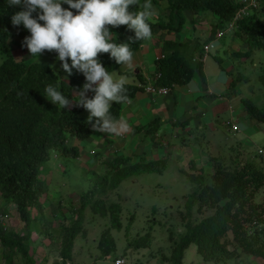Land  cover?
Segmentation results:
<instances>
[{"label": "trees", "instance_id": "1", "mask_svg": "<svg viewBox=\"0 0 264 264\" xmlns=\"http://www.w3.org/2000/svg\"><path fill=\"white\" fill-rule=\"evenodd\" d=\"M168 17H159V23H151V30L158 25L162 29L179 30L185 22V10L193 14L212 11L216 18L212 25L210 38L219 31H229L241 41L247 43L246 52H238V56H250L256 47L264 48V13H254L241 18L234 30H227L236 10L242 5L236 0H167ZM264 2V0H261ZM67 7V5H62ZM21 10L19 6H10L0 0V56L11 55L10 51L16 44L22 50L20 38L29 35L23 26H13L11 16ZM135 10V9H134ZM75 12V10H73ZM110 27L113 42L129 41L134 33L125 25ZM15 38H18L15 40ZM12 39V40H11ZM18 40V42H17ZM144 41L131 43L134 52ZM185 44L168 40L165 43L166 56L158 62L162 78L159 83L172 86L189 82L198 69L203 74V62H193L186 55ZM55 55V52L48 54ZM37 59V58H36ZM99 59L112 71L120 65L107 53L99 54ZM264 82V77L261 76ZM144 81L143 76H139ZM59 74L45 62L31 64L15 62L9 58L0 65V197L5 205L14 204L17 216L23 223L22 231L3 230L0 227V242L12 253L19 252L26 264H36L29 249L35 222V210H41L42 181L40 174L47 165L52 153L66 158H79L80 147L70 145V136L85 140L95 131L86 123L81 115L82 107L74 104L64 110L57 109L42 94L46 85L52 84L71 96V90H79L84 83V76L73 69L70 81L61 83ZM127 100L137 91L136 85H125ZM70 90V91H69ZM69 91V92H68ZM244 106L253 122L264 123V102L259 106L250 97L242 98ZM123 103L113 102L110 114H119ZM54 151V152H53ZM257 155L226 164L221 156L215 155L212 162L215 171L207 181L205 175L196 176V188L191 193L184 217H187L186 230L178 241L173 242L171 254L164 255L172 264H182L184 252L191 245L197 246L198 252L205 260L221 262L234 252L228 251L225 240L230 231L233 240L245 252L255 254L264 259V203L255 200V195L264 190V164L256 162ZM240 158V156H239ZM132 156L117 157L106 163L108 173L101 175L91 190L81 194L79 206H70L74 218L69 224L61 223L59 238L61 240V264H67L73 254L74 240L82 230L85 209L92 202L98 190L116 189L119 183L134 172L152 171L166 167V160L148 163H129ZM100 187V188H99ZM97 189V190H95ZM198 201V202H197ZM195 202L198 207H195ZM97 203V201H96ZM215 207L213 214L196 221L193 219L194 209L201 210L205 205ZM62 207L61 204L58 205ZM110 208V207H109ZM119 207L114 204L110 208L112 223L121 226ZM260 224V226H259ZM146 238L143 237V240ZM114 239L104 232L100 247L104 255L115 249ZM144 246L143 242L137 244Z\"/></svg>", "mask_w": 264, "mask_h": 264}, {"label": "rangeland", "instance_id": "2", "mask_svg": "<svg viewBox=\"0 0 264 264\" xmlns=\"http://www.w3.org/2000/svg\"><path fill=\"white\" fill-rule=\"evenodd\" d=\"M206 14L214 16L212 11H207ZM232 40V33H225L223 38L217 41V49L208 57V66L215 67L208 71V75H211L210 85L213 86L220 79L222 69L227 70L229 66L231 71L230 66H233L241 75H249L247 83L244 81L241 84V91L245 97H250L260 106L264 102V82L261 78L264 77V48L256 47L250 56H238L229 49ZM234 40L238 47L243 50L246 48L240 38ZM197 49L200 50L199 47ZM186 55H189L188 51ZM39 59L50 64L54 70L59 69L60 62L55 60V55L45 53ZM146 61L149 64V61ZM150 72L154 74L155 71ZM219 102V96L215 97L212 104L209 101H199L198 107L203 110L201 127H190L192 134L186 143L183 138L170 139L171 146L163 145L159 155L152 154L150 158H147L148 151H145L148 155H141V152L134 150L129 163H148L165 159L166 167L152 171H133L116 189L101 187L104 191L98 190L85 209L82 230L74 240L73 254L67 264H115L114 260L118 256L124 257L126 264H172L163 256L171 254L174 240L178 241L186 230L188 219L184 214L187 213L190 195L197 186L196 176L205 175L209 181L207 176L215 171L212 162L215 155L221 156V159L230 165L235 162L233 159L242 160L254 155L258 147L264 146V123L254 122V126H251L249 119L245 120L246 129L234 137H228L230 134L226 128L225 134L222 129L223 132L213 130L212 133L206 134L211 126L206 128L204 125L209 121L213 123L218 120L211 110L212 105ZM81 114L87 118L86 110L83 109ZM96 142L93 143L96 147L91 144V154H86L82 159H66L62 156L56 158L53 151V156L40 175L43 189L40 194L42 207L41 210L34 211L35 222L29 249L36 264H61L59 233L61 223L69 224L74 218L70 206H79L81 194L91 190L96 186V180L108 173L105 160L119 155L112 147H108V150L107 147L103 148L102 140ZM89 147L90 144L87 148ZM171 147L177 150H171ZM130 153L131 151L128 155ZM260 161L259 159L256 162ZM255 200L264 203L263 189L255 195ZM197 202L195 207H198ZM59 204L62 207L59 208ZM114 204L119 207L122 222L120 227L112 223L110 208ZM14 206L11 204L6 207L8 216L4 219L2 227L21 232L23 223L19 220ZM215 210V207L205 204L201 210L194 209L191 217L200 221ZM104 232L115 241V249L108 255H104V250L100 247ZM224 240L227 250L234 252L225 260H205L198 252L197 246L191 244L184 252L182 264H264L263 258L239 247L230 231L222 238V241ZM141 241L144 246L137 245ZM0 264L26 263L21 253H12L0 242Z\"/></svg>", "mask_w": 264, "mask_h": 264}, {"label": "clouds", "instance_id": "3", "mask_svg": "<svg viewBox=\"0 0 264 264\" xmlns=\"http://www.w3.org/2000/svg\"><path fill=\"white\" fill-rule=\"evenodd\" d=\"M236 1L242 5L236 10L232 20L228 23L227 30H234L239 20L245 16L259 12L264 13V2H261V0H256L257 6H252L249 3L250 0ZM5 2L10 6H19L21 8V10L16 11L11 16V23L14 27L22 25L29 35H26L21 42V47L27 50L22 52L19 46L14 44L13 49H11L12 51H10L11 55L5 53L0 56V65L4 61H7L9 66V58L13 61L15 60L17 63L24 61V63L31 64L38 61L36 58L39 59L42 54L55 52V60L60 62L59 69H52L59 74L61 79L59 86L61 83L68 84L73 69L82 73L84 83L78 91L71 90L72 98L66 96L62 88L58 90L52 84L46 85L42 94L60 110L69 108L73 104L77 107H82L88 113L87 118L83 117L86 118V123L91 126L95 133H106L109 136L120 135L126 131L127 124L123 118L117 120L114 117L121 114L124 104L135 97L138 91L145 89L148 92L167 94L176 86L182 85L173 84L172 86H167L159 83V80L162 78V72L159 70L158 62L166 56L164 49L156 57V71L153 74V78H147L143 73H140L137 74V82L129 83L126 82L123 76L114 79L111 75L112 72L120 70V67H132L134 54L129 46L131 43L150 40L155 31L162 29L157 25L152 32L151 23H159V17H168L167 7L169 3L167 0H5ZM62 5H67V7H63ZM242 9L245 12H242ZM184 14L185 17L193 16L190 20L194 21L197 15L201 17L206 14V11L202 14H193L189 10H185ZM215 18L216 15H214L210 23V33H212V25ZM121 25H125L134 35L129 37L128 42H113V33L110 31L109 26L118 27ZM227 32L229 31H219L214 38H210V34L209 38L202 43V52L200 54L194 56L188 52L192 61L195 63L202 61L204 64L205 59L209 57L211 52L217 49V41L221 40ZM232 35L234 38H240L234 34ZM167 41L164 42V46ZM243 44L246 47L244 50L239 47L233 53L238 55L239 51L241 53L246 52L248 45L245 42ZM183 47L186 46L184 45ZM103 53H107L109 58L114 59L116 64L120 66L109 72L108 68L99 59V54ZM39 62L42 61L39 59ZM45 65L51 66L47 62H45ZM230 67L231 71L228 70V72L233 79L229 82V91L226 94L224 92L222 94L218 93V95L219 97L230 96L233 99L228 103L229 108L227 112L222 114L221 119L215 122V127H219L220 130L222 129L224 132L221 131L224 134L226 128L230 134L228 137H234L246 129V119H249L251 126H254V122L250 119L249 113L244 106L242 98L245 96L241 91V84L244 81L247 83L249 75H241L235 67ZM195 72H199L200 76L204 79V65L203 74L198 69ZM139 76H143L144 81H141ZM150 79H152V82H149ZM126 83L138 87L134 96L129 100H127V96L125 95ZM113 102H117L118 104L123 103L119 114L114 117L110 114ZM229 112L231 115H229ZM237 115L239 120H236L238 119L236 118ZM73 139L84 141L70 136L67 138V142L70 145H76L72 142ZM263 147H258L254 154L258 158L260 156L259 159L262 164H264ZM92 150L88 149L87 152L91 154ZM56 156L59 157L55 153L54 157ZM80 156L75 159H80ZM121 156L126 157L131 155ZM121 156L109 157L104 163L106 164L109 160ZM43 170H45V166L42 168L41 173H43ZM9 205L11 204L5 205V209L1 210L0 214H7L8 210H6V207ZM0 227L3 230H7L1 224Z\"/></svg>", "mask_w": 264, "mask_h": 264}, {"label": "crops", "instance_id": "4", "mask_svg": "<svg viewBox=\"0 0 264 264\" xmlns=\"http://www.w3.org/2000/svg\"><path fill=\"white\" fill-rule=\"evenodd\" d=\"M191 17L193 16L186 17L185 25L180 30L158 29V31H155L154 36L152 35L151 39L145 42V45L142 44L135 51L131 68L120 67V70L111 73L114 79L123 76L126 82L135 83L138 80L137 74L140 73H143L147 78H153V74L150 71H156V57L163 49L166 51L164 46L166 40L185 44L187 51L194 56L200 54L202 52V43L211 34L209 27L214 16L204 14L199 17L197 15L194 21L190 20ZM234 39L233 37L229 48L232 51H236L239 48V45L234 43ZM146 60L149 61V64H147ZM209 63L210 61L207 57L204 62V79L199 72H195L188 83L176 86L167 94L148 92L145 89L138 91L135 97L124 104L121 114L114 117L117 120L123 118L127 124V130L122 134L108 136L106 133L96 132L84 141L73 139L72 142L81 148L80 159L88 154V149L96 147L93 144L94 141L99 143L102 140L103 148L107 147L108 150V147H112L116 150V154L119 153L120 156L128 155L130 151V155H133L134 150L141 152V155H148L145 153V151H148L149 156L147 158H150L152 154L157 153L159 155L163 145L168 144L171 146L170 139L183 138L186 139L184 141L186 143L191 138L192 129L190 127H201L203 110L198 107L199 101L204 100L209 101L211 104L214 103L215 97L218 95L216 92L222 94L229 91V82L233 79L228 72V66L227 70H221L220 79L211 86L209 81L211 75H208V71L215 67L213 65L208 66ZM149 82H152V79ZM232 99L233 97L230 96L219 97L220 102L212 105V115L221 119V115L227 112L228 103ZM192 114L195 115L193 116ZM229 115H231L230 112ZM236 118H238V115ZM236 120H239V118ZM215 125V122H207L204 127L208 128V126H211V128L208 129L206 134L212 133L213 130H220ZM177 130L179 131L177 132ZM153 140L156 141L153 142ZM88 144H90L89 148H87ZM91 144H93L92 147ZM172 149L177 150L175 147H171ZM56 158L59 157L56 156ZM48 171L50 170L48 169ZM4 209L5 203L0 197V211Z\"/></svg>", "mask_w": 264, "mask_h": 264}, {"label": "built area", "instance_id": "5", "mask_svg": "<svg viewBox=\"0 0 264 264\" xmlns=\"http://www.w3.org/2000/svg\"><path fill=\"white\" fill-rule=\"evenodd\" d=\"M249 3H250L252 6H257V2H256V0H250ZM242 12H245V10L242 9ZM240 13H241V12H240ZM240 13H239V14H240ZM206 48H208V46H206ZM7 216H8L7 214H5V215L0 214V224H1V226H3V221H4V219H5ZM4 229H6V228H4ZM125 263H126V260H125V258L122 257V256L117 257V258L115 259V264H125Z\"/></svg>", "mask_w": 264, "mask_h": 264}]
</instances>
